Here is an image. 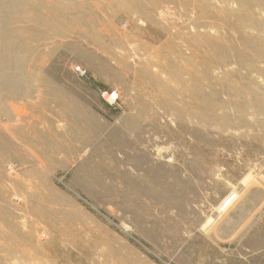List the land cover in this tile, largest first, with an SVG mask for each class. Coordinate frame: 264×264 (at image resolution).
Masks as SVG:
<instances>
[{
  "label": "rangeland",
  "instance_id": "obj_1",
  "mask_svg": "<svg viewBox=\"0 0 264 264\" xmlns=\"http://www.w3.org/2000/svg\"><path fill=\"white\" fill-rule=\"evenodd\" d=\"M0 264H264V0H0Z\"/></svg>",
  "mask_w": 264,
  "mask_h": 264
},
{
  "label": "built area",
  "instance_id": "obj_2",
  "mask_svg": "<svg viewBox=\"0 0 264 264\" xmlns=\"http://www.w3.org/2000/svg\"><path fill=\"white\" fill-rule=\"evenodd\" d=\"M233 197H234V194H228L224 199H223V201L220 203L221 205H222V207L223 208H225V207H229L230 205H231V203L233 202V201H231L232 199H233Z\"/></svg>",
  "mask_w": 264,
  "mask_h": 264
},
{
  "label": "bare ground",
  "instance_id": "obj_3",
  "mask_svg": "<svg viewBox=\"0 0 264 264\" xmlns=\"http://www.w3.org/2000/svg\"><path fill=\"white\" fill-rule=\"evenodd\" d=\"M230 194H234V197H233V199L231 200V201H233V200L235 199V197H236V193H230ZM225 208H227V207H225ZM225 208H223L222 205H221V209H225Z\"/></svg>",
  "mask_w": 264,
  "mask_h": 264
}]
</instances>
